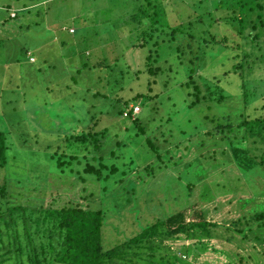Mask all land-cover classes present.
<instances>
[{
	"label": "rangeland",
	"instance_id": "rangeland-1",
	"mask_svg": "<svg viewBox=\"0 0 264 264\" xmlns=\"http://www.w3.org/2000/svg\"><path fill=\"white\" fill-rule=\"evenodd\" d=\"M138 3L0 0V131L9 143V163L0 170V181L4 176L20 183L34 181L41 187L38 197L50 184L52 193H60L52 207L73 201L82 208L103 210L106 248L186 208L201 210L207 221L221 226L232 227L242 217L252 223L255 214H264V167L259 159H250L249 142L237 146V156L231 154L229 161L223 160L225 152L219 155L244 131L235 124L231 132L218 129L241 107L238 74L224 75L239 60L227 58L222 46L198 50L200 37L229 34L211 23L234 1L157 0L158 16L171 28L186 29L188 22L195 26L189 28L194 41L177 33L174 42L170 30L165 33L158 26L149 39L152 23L143 19L134 30V16H142ZM12 11L15 19L10 18ZM256 71L248 79L255 83L248 88L263 96L255 99L261 104L264 67ZM191 73L202 77L206 90L201 97L207 92L208 98L190 94L185 84ZM222 95L225 100L217 101ZM134 105L140 107L137 125L120 115ZM92 129L104 142L101 151L114 152L106 163L117 171L107 181L86 178L89 181L82 183L80 175L76 178L81 167L74 164V176L70 165L61 172L57 158L79 147L67 142V135ZM240 152L258 165L244 168ZM220 161L227 164L214 168ZM224 182L226 186L216 191L215 184ZM238 186L241 190L235 193ZM228 189L232 194L215 198ZM194 212L190 210V217ZM258 220L250 224L248 242L238 237L228 242L229 235L221 233L222 238L209 241L208 250L197 258L194 251L189 257L180 252L184 246L195 250L196 241L181 238L165 245L185 260L181 264H264V242L251 247L254 239L264 240V220Z\"/></svg>",
	"mask_w": 264,
	"mask_h": 264
},
{
	"label": "trees",
	"instance_id": "trees-1",
	"mask_svg": "<svg viewBox=\"0 0 264 264\" xmlns=\"http://www.w3.org/2000/svg\"><path fill=\"white\" fill-rule=\"evenodd\" d=\"M138 1L137 8L140 7L142 16L133 18L135 31L139 25H142L143 19L152 23L149 39L151 37L153 39L152 35L159 30L156 27L158 26L163 32L165 30V33L170 30L172 42L177 40V33L181 34L183 39L195 40V36L189 34V28L195 27L192 22L186 23V29L182 27L183 25L180 28H171L167 21L160 20V16L157 14V0ZM233 1L234 4L227 5L222 16L218 17V20L213 19L211 23L222 30L224 27L229 31V34L220 39H218V32L209 38L200 37L198 50L201 51L203 46L206 48L214 45L219 48L222 46V51H226L227 58L231 57L233 61L239 60L231 70L224 72V75L238 74L242 93L237 97L242 100L241 107L236 111L239 113L234 117L227 116L228 121L225 126H219L218 129L231 132L235 124L238 131L242 129L244 131L234 143L230 141L219 152V155L223 156L222 152H225L226 156L223 160L229 161L231 154L237 156L235 151L237 146L243 148L244 143L249 142L247 153L250 159L256 161L259 159V164L264 167V103L259 104L255 101L258 98L263 99V96H258L256 88V91L248 88V86H252V83H255V81L250 82L251 76L257 72L256 70L264 67V0ZM145 8H147L146 11ZM11 14L10 18L15 19V12L14 17H11ZM207 14L211 15L212 13L208 12ZM188 40L186 42H189ZM143 45L146 46V40ZM143 45L141 47H144ZM27 53L30 55L29 52ZM198 56H194L196 61L199 59ZM205 56L207 55L205 54ZM35 59L31 61L29 58L30 63H35ZM195 62L189 63L195 64ZM185 85L196 99L209 97L207 92L201 97V91L206 90L201 76L193 77V73L189 74ZM216 87L220 88L218 84ZM225 98L222 95L216 100L224 101ZM123 113L124 110L120 112L122 117ZM127 119L135 125L138 124L137 117L134 120L130 117ZM67 136H69L65 138L67 142L79 145V147L73 146L68 153L62 151L63 154H59L57 167L61 172H64L63 168L70 165L69 170L71 173L73 172L74 176L78 171L75 170L74 164H78L77 167L81 168L76 178L80 175L78 180L85 183L89 181L86 178H95L96 180L103 178L107 181L111 174L117 171L115 166H108L106 163L108 156L115 157V155L114 152L105 154L101 151V144L103 146L104 142L98 140V137L101 136L99 133L92 129L91 132L81 131L79 134ZM116 144L118 145L119 142ZM81 145L84 149L80 148ZM256 145H261V147ZM253 149L258 153L253 154L256 153ZM8 151V135L0 131V170L5 169L9 163ZM80 152H82L80 154L82 157L79 161ZM241 155L240 152V161L243 158ZM215 156L213 157L215 158ZM52 158L54 159L55 155ZM158 158L160 157L158 156ZM243 159L246 160L243 164L246 169L257 164L247 158ZM227 161L224 163L220 161V165H216L214 168L226 165ZM82 173L89 177L81 176ZM12 179L4 176L0 181V264H181L185 260L178 257L177 253L170 251V248L165 245L167 241H177L181 238L187 241H196L195 250L184 246L180 252L183 257H189L188 252L191 255V252L194 251L197 258L200 253H205L208 250L209 241L222 238L221 233L229 235L225 238L228 242H232L236 237L241 241L248 242L250 224H254L256 220L259 221L258 219L264 220V214H260V216L255 214L252 223L249 218L242 217L233 222L232 227H226L210 223L207 221L205 213L194 209L195 207L186 208L145 228L130 240L106 248L102 238L103 229L106 226V214L103 210L82 208L73 201L62 206L52 207L54 201L60 199V193L59 191L52 193L53 187L50 184L43 187L45 193L43 197L39 196V198L41 187L35 186L34 181L20 183ZM225 184L226 182L223 185L216 183V191L226 186ZM240 190L238 186L235 193ZM232 191L234 190L228 189L216 193L214 196L215 198L222 197L232 194ZM47 200L51 201L47 203ZM190 210H195L191 217ZM262 242L264 240L260 241L256 238L251 242V247L257 249V244ZM204 264L211 263L205 262Z\"/></svg>",
	"mask_w": 264,
	"mask_h": 264
},
{
	"label": "built area",
	"instance_id": "built-area-1",
	"mask_svg": "<svg viewBox=\"0 0 264 264\" xmlns=\"http://www.w3.org/2000/svg\"><path fill=\"white\" fill-rule=\"evenodd\" d=\"M14 16L15 14L14 12H12L11 17H14ZM70 32H73V29H71ZM139 113H140V107L134 105L131 107V109H127L126 111H124L123 116L126 118L130 117L132 120H134Z\"/></svg>",
	"mask_w": 264,
	"mask_h": 264
},
{
	"label": "crops",
	"instance_id": "crops-1",
	"mask_svg": "<svg viewBox=\"0 0 264 264\" xmlns=\"http://www.w3.org/2000/svg\"><path fill=\"white\" fill-rule=\"evenodd\" d=\"M71 29H73V28H71ZM70 33V32H69ZM74 33V32H73ZM73 33H71V34H73Z\"/></svg>",
	"mask_w": 264,
	"mask_h": 264
},
{
	"label": "clouds",
	"instance_id": "clouds-1",
	"mask_svg": "<svg viewBox=\"0 0 264 264\" xmlns=\"http://www.w3.org/2000/svg\"><path fill=\"white\" fill-rule=\"evenodd\" d=\"M71 30V29H70Z\"/></svg>",
	"mask_w": 264,
	"mask_h": 264
}]
</instances>
